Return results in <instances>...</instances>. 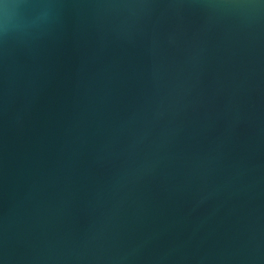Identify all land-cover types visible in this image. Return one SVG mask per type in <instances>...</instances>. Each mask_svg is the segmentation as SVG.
<instances>
[{
  "label": "water",
  "instance_id": "water-1",
  "mask_svg": "<svg viewBox=\"0 0 264 264\" xmlns=\"http://www.w3.org/2000/svg\"><path fill=\"white\" fill-rule=\"evenodd\" d=\"M0 264H264V0H0Z\"/></svg>",
  "mask_w": 264,
  "mask_h": 264
}]
</instances>
